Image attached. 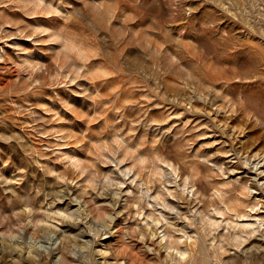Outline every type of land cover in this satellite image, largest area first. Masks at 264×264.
<instances>
[{
    "label": "rangeland",
    "instance_id": "1",
    "mask_svg": "<svg viewBox=\"0 0 264 264\" xmlns=\"http://www.w3.org/2000/svg\"><path fill=\"white\" fill-rule=\"evenodd\" d=\"M0 264H264V0H0Z\"/></svg>",
    "mask_w": 264,
    "mask_h": 264
},
{
    "label": "bare ground",
    "instance_id": "2",
    "mask_svg": "<svg viewBox=\"0 0 264 264\" xmlns=\"http://www.w3.org/2000/svg\"><path fill=\"white\" fill-rule=\"evenodd\" d=\"M135 197H136V196H135ZM139 198H141V197H139ZM141 200H142V199H141ZM141 200H139V201L141 202ZM150 201H151V200H150ZM144 204H145V203H144ZM148 205H149V201H148ZM168 205H170V204H168ZM140 206H142V208L144 207L143 205H140ZM149 206H150V205H149ZM173 206H174V205H173ZM147 207H148V206H147ZM174 207H175V206H174ZM149 208H150V207H149ZM166 208H167V207H166ZM170 208H171V207H170ZM227 208H228V207H227ZM227 208H226V209H227ZM146 209H147V208H146ZM168 209H169V208H168ZM172 209H173V208H172ZM143 210H144V209H143ZM152 210H153V209H152ZM169 210H170V209H169ZM151 213H152V212H151ZM151 213H150V214H151ZM153 214H154V213H153ZM162 214H163V213H162ZM147 215H148V214H147ZM165 215H166V214H165ZM153 216H154V215H153ZM155 216H156V215H155ZM237 216H238V215H237ZM162 217H163V216H162ZM158 219H160V217H159ZM165 219H167V218H165ZM154 221H155V220H154ZM261 221H262V220H261ZM161 222H162V221H161V219H160V223H161ZM168 223H169V222H168ZM209 223H210V222H209ZM261 223H262V222H261ZM214 224H215V223H214ZM214 224H213V225H214ZM163 226H165V225H163ZM171 226H172V225H171ZM243 226H244V225H243ZM243 226H241V227H243ZM249 226L251 227V224H250ZM249 226H248V227H249ZM24 227H25V226H24ZM244 227H246V226H244ZM248 227H247V228H248ZM165 228H166V227H165ZM21 229H22V228H21ZM250 229H251V228H250ZM164 230H165V229H164ZM164 230H163V231H164ZM173 230H174V229H173ZM251 231H253V230H251ZM171 232H172V231H171ZM245 232H247V231L245 230ZM254 232H255V231H254ZM163 233H165V232H163ZM165 235H166V234L162 235V238H163V236H164V238H165ZM166 236H167V235H166ZM31 237H32V236H31ZM171 237H172V236H171ZM166 238H167V237H166ZM168 238H170V237H168ZM164 240H165V239H164ZM166 241H167V240H166ZM180 241H181V240H180ZM180 241H179V243H180ZM60 242H61V241H60ZM175 242H176V241H175ZM166 243H167V242H166ZM166 243H165V244H166ZM177 243H178V242H177ZM167 244H168V243H167ZM167 244H166V247H167ZM169 245H170V244H169ZM171 245H174V244H171ZM170 248H171V246H170ZM173 248H176V249H177L176 246L173 247ZM171 249H172V248H171ZM178 249H179V247H178ZM180 250H181V249H180ZM180 250H179V251H180ZM179 251L177 250L176 252H179ZM181 252H182V250H181ZM181 252H180V253H181ZM185 252H186V251H185ZM186 253H187V252H186ZM186 253H185V254H186ZM176 254L179 255L178 253H176ZM183 254H184V253H183ZM183 254L181 253V256H182ZM184 256H185V255H184ZM180 259H181V258H180Z\"/></svg>",
    "mask_w": 264,
    "mask_h": 264
}]
</instances>
